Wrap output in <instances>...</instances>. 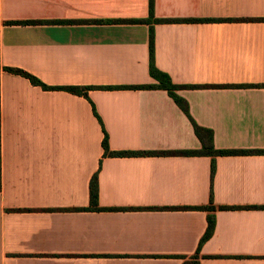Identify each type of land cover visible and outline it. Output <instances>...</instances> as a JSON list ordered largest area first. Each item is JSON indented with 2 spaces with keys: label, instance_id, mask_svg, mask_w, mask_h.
I'll use <instances>...</instances> for the list:
<instances>
[{
  "label": "crops",
  "instance_id": "obj_1",
  "mask_svg": "<svg viewBox=\"0 0 264 264\" xmlns=\"http://www.w3.org/2000/svg\"><path fill=\"white\" fill-rule=\"evenodd\" d=\"M149 17V0H0V264H183L212 189L225 209L201 264H264V21H242L264 0H155L156 19L197 21L108 23ZM152 26L158 68L210 86L178 91L193 119L217 150L247 152L218 156L214 180L207 156H105V133L111 152L202 148L166 90L104 89L157 84ZM96 173L102 211L86 210Z\"/></svg>",
  "mask_w": 264,
  "mask_h": 264
},
{
  "label": "trees",
  "instance_id": "obj_2",
  "mask_svg": "<svg viewBox=\"0 0 264 264\" xmlns=\"http://www.w3.org/2000/svg\"><path fill=\"white\" fill-rule=\"evenodd\" d=\"M149 9H150V17L148 19H137V20H112L108 21V23H147L150 25L159 24V23H178V22H194L197 20H176V19H156L154 17V9H155V0H149ZM242 21H264V19H243ZM102 23L103 21H96ZM10 25H28V24H37L39 21H9L7 22ZM48 23H69V21L64 22H48ZM6 71L20 75L30 80V82L34 86H40L44 90L52 91V90H62L66 91L78 96L85 97L89 99L87 87H49L40 81L36 76L17 68H6ZM150 75L157 81V84H149V85H142V86H122V87H109L104 89H137V90H166L170 96L175 100L178 106L188 115L190 118L195 132L202 143V148L196 151H185V152H149V153H141V152H111L109 146V139L107 133H105V137L103 140V147L105 149V156H117V157H126V156H138V155H156V156H163V155H186V156H207L212 158V179L214 180L215 173H216V160L218 156H228V155H238V154H245L246 151H229V150H217L214 144V132L210 129L204 128L200 126L191 116L189 104L188 102L178 94L180 89H199L204 87L210 86H199V85H184L178 86L175 85L172 81V78L169 74L162 71L158 68L156 64V37H155V29L151 27L150 33ZM246 87V86H243ZM247 87H260L258 85H251ZM95 111V109H94ZM96 116L97 113L95 111ZM1 155V154H0ZM1 175V174H0ZM0 188H1V179H0ZM90 208L86 210H93V211H102L103 208L99 207V180L98 174L96 173L90 183ZM195 209L199 210H206L208 214V227L203 235L197 252L188 258L183 264H201L200 262V250L203 244L208 241L215 232L216 228V215L215 212L219 209H225L224 207H217L214 204V192L213 189L210 195V203L207 206L195 207Z\"/></svg>",
  "mask_w": 264,
  "mask_h": 264
}]
</instances>
